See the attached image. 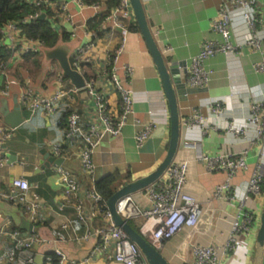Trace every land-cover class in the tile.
<instances>
[{"label": "crops", "instance_id": "0c3cea01", "mask_svg": "<svg viewBox=\"0 0 264 264\" xmlns=\"http://www.w3.org/2000/svg\"><path fill=\"white\" fill-rule=\"evenodd\" d=\"M45 1L48 16L45 18L43 15V18L58 33L66 32L69 35L68 41L57 47L66 48L68 58L77 47H91L88 52L90 62L82 66L83 77L85 80H95L109 109L116 114L119 95L101 71L106 65L105 55L123 44L116 68L123 86L132 93L133 114L127 117L119 136L103 137L93 154L94 172L90 176L81 167L80 141H66L64 138L69 111H78L82 125L94 120L93 101L85 90L60 101L57 113L51 117L39 113L30 116L21 109L25 121L14 129L6 143L9 157H14L15 160L0 169V192L8 189L13 178L22 177L39 196L42 209L32 221L21 206L0 198V231L16 230L23 237L38 235L43 242L33 246L36 258L60 250L68 258L65 264H71L70 261H74V264H120L105 260L98 252L93 253L99 241L96 233L108 227L101 215L88 220L90 236L84 240L85 228L77 221L73 206L65 204L62 211L58 210L59 204L65 203L62 188L53 171L54 165L41 168V151L45 150L50 157H56L53 147L58 145L62 148V154L58 157L63 159L61 166L80 181L81 191L76 198L82 200L85 211L90 212L93 204L85 193L95 187L96 183L115 174L120 180L118 190L151 173L165 158L170 138L168 103L157 68L133 16L127 23L125 35L121 30L108 29L102 36H98L95 19L107 12L105 0L100 1L99 9L78 6L74 0ZM254 1V15L262 20L257 26L262 50L255 51L245 44L249 31L241 13L234 12L231 42L240 47L229 55L219 53L207 60L205 67L212 71L208 85L203 89H195L194 93L183 95L178 103L181 134L174 160L187 163L185 191L197 200L201 217L194 229H183L158 249L169 264H191L192 248L196 245L224 246L230 225L239 212L238 202L245 197L246 185L252 175L259 172L263 177L262 191L258 196L249 195L243 208L244 212L248 211L252 215L251 230L247 234H239L236 247L220 259V264L252 263L260 215L264 208V144L261 140L251 142L254 126L248 120L250 104L253 101L264 102V73L256 72L254 68L264 56V0ZM222 2L223 0H142L148 27L166 64L178 73L181 82L188 89H193L185 84L190 59L199 53L204 41L220 40L212 30V24ZM64 4H67V10L63 13L60 8ZM74 27L72 37L70 35ZM168 48L171 50L168 51ZM48 51L50 50L43 48L41 55L27 57L10 66L7 78L0 81V90L6 79L13 80L14 84L10 87L8 98L4 99L0 95V107L2 100L7 101L9 111L15 107V101L18 105L19 96L27 87V81H30L28 87L43 97L51 96L57 90L68 91L73 88L70 81L64 78L61 68H54L50 62L53 60L47 59ZM125 66L132 70L128 78H125ZM60 76L62 79L58 81ZM210 104H219L221 113L214 115ZM194 110H198L204 117V124L208 127L206 135H203V128L197 124L184 125ZM150 124H155V130L137 148L135 134ZM228 125L243 128L245 132L234 137L228 132ZM186 141L197 143L206 156L245 152L247 167L237 171L230 180L232 191L237 195L234 201L213 197L216 186L227 179V173H208L195 160V151L183 147ZM30 198L28 195L27 199ZM142 222V218L132 220L138 228ZM65 224L68 225L66 230L62 228ZM4 241L0 239V249L6 246ZM261 264H264V246Z\"/></svg>", "mask_w": 264, "mask_h": 264}, {"label": "built area", "instance_id": "2783aa9c", "mask_svg": "<svg viewBox=\"0 0 264 264\" xmlns=\"http://www.w3.org/2000/svg\"><path fill=\"white\" fill-rule=\"evenodd\" d=\"M74 1L81 7L88 6L99 9L100 6V3L96 2ZM26 3L34 8H41L46 5L45 0H26ZM254 5V0H223L218 16L212 24V30L220 37V40L204 41L199 53L190 59V65L186 70V86L193 89L206 87L212 71L205 67V62L219 53L225 55L234 53L240 47L239 44L233 45L231 42V20L234 12L241 13L249 31L245 44L251 46L255 51L262 50V41L257 30V26L261 24L262 20L254 15ZM60 9L64 13L67 10V4H64ZM42 16L41 11L29 13L18 20L10 21L1 26L0 49L4 48L11 54L6 61L0 62V81L7 78L8 69L16 61H22L26 56L41 55L42 49L45 48L44 42L40 39L26 37L22 28L41 19ZM132 16L129 0H119L118 6L113 8L103 19L101 29L104 31L108 29L121 30L125 35L127 23ZM74 33L75 27L72 29L70 36L73 37ZM124 42L125 37L122 38V43ZM90 48L89 46L77 47L70 56L72 58L71 67L82 76L84 75L82 66L90 62L88 57ZM122 50L123 44L119 45L112 53H107L105 55L106 65L101 71V74L107 77L108 82L119 95L118 113L111 112L104 94L98 90L95 80L84 79L85 86L81 90H85L93 101L94 120L82 125L81 115L78 111H69L66 118L64 138L66 141H80L81 167L90 176L94 172L93 154L99 147L103 137L105 135L119 136L125 126L127 117L133 114L132 93L123 86L117 74L116 62ZM167 50L170 51L171 49L168 48ZM254 68L256 72L264 73V56ZM124 74L125 78L130 77L132 74L131 68L125 66ZM61 79L60 76L58 81ZM29 82L27 81V87L19 96L18 106L30 116L39 113L45 117H51L57 113L60 101L81 91L73 87L68 91L57 90L51 96L43 97L35 94L28 87ZM13 84V80L6 79L0 90L2 98L6 99L10 96V87ZM210 109L214 115L221 113L219 104H210ZM249 112L248 120L254 126V135L251 142L261 140L264 144V102L253 101L250 104ZM195 124L203 128L202 133L206 135L208 127L205 126L204 117L200 115L198 110H194L193 114L184 122L186 126ZM155 128V124H150L135 134L134 141L137 148L145 143ZM228 129V132L232 133L234 137H239L245 132L243 128L232 125H228ZM13 131L14 129L7 126L0 115V169L11 164L6 143L11 138ZM183 145L184 148L195 151V160L201 163L208 173L221 171L227 173V179L224 183L216 186L213 197L225 201H234L237 195L232 191L230 180L237 171L247 167L245 152L242 154L206 156L195 142L186 141ZM53 153L56 157H60L62 148L58 145L53 147ZM53 171L59 178L65 202L59 204L58 210L62 211L65 204L73 206L77 221L85 228L84 240L90 236L87 229L89 219L101 215L102 219L108 223L106 229L99 230L96 233L99 241L93 253L98 252L105 260L110 262L147 264L138 246L130 241L121 228L114 225L106 202L95 187L88 189L85 193L86 198L90 199L93 204V209L86 212L83 201L76 198V195L81 191V183L77 177L61 165L55 166ZM187 172L186 162L173 160L158 181L144 190L119 199L116 203V211L125 221L143 219L139 228L140 233L156 249L162 247L164 243L170 241L183 229H194L200 221L199 204L193 196L185 191ZM262 184V175L255 172L246 185L245 197L238 202L239 212L230 225L228 239L224 246H194L192 248L193 261L191 264H220L222 256L236 247V238L239 234L244 235L251 230L252 215L248 211H243L246 198L249 195H260ZM28 195L31 196L30 200L27 199ZM0 198L21 206L32 221L36 219L37 214L42 209L39 196L32 191V186L22 177L13 178L8 189L0 192ZM62 228L66 230L68 225L65 224ZM1 238L5 240L6 246L0 249V264L34 263L36 254L33 251V246L43 242L36 234L23 237L16 230L0 231ZM66 262H68L67 256L62 251L55 250L53 254L44 257L42 264H65ZM70 263L74 264V261H70Z\"/></svg>", "mask_w": 264, "mask_h": 264}, {"label": "water", "instance_id": "95a60500", "mask_svg": "<svg viewBox=\"0 0 264 264\" xmlns=\"http://www.w3.org/2000/svg\"><path fill=\"white\" fill-rule=\"evenodd\" d=\"M130 8L135 19V22L140 30L142 38L148 48L150 55L157 68L159 77L162 82L165 98L168 103L169 109V121H170V138L167 153L162 162L148 175L139 179L133 180L121 188H119L107 201L106 206L112 215V221L116 227L121 228L127 237L135 243L142 255L144 256L147 264H169V262L161 255L147 239H145L141 233H137L129 224L125 221L116 211V203L119 199L134 194L138 191L144 190L149 185L158 181L169 165L173 162L177 153L181 125L179 119L178 103L183 95L196 92L195 89H188L181 82V78L176 74L174 69H170L166 64L164 57L158 48L151 30L148 27L145 11L142 0H129ZM43 18V16L41 17ZM48 60H55L58 62L64 78L68 79L71 85L76 89H83L85 81L82 75L77 70L71 67L68 51L64 47H56L46 53ZM0 115L3 118L4 123L12 129H16L24 121L21 108L15 101V107L9 111L7 107V101H1ZM43 155V163L41 168H49L50 165L60 166L63 163V159L58 157H50L45 150L41 151ZM14 157H10V162H13ZM264 246V208L260 215V223L256 235V243L252 255L251 264H261L262 252ZM44 257H37L32 264H42Z\"/></svg>", "mask_w": 264, "mask_h": 264}, {"label": "trees", "instance_id": "16d2710c", "mask_svg": "<svg viewBox=\"0 0 264 264\" xmlns=\"http://www.w3.org/2000/svg\"><path fill=\"white\" fill-rule=\"evenodd\" d=\"M85 3L96 2L100 3L101 0H83ZM107 6V12L100 14L95 19L96 33L98 36H102L106 31L101 29V24L105 16L119 4V0H105ZM41 11L42 14L48 16L46 6L43 5L41 8H34L26 3V0H0V28L5 23L10 21H15L29 13H35ZM52 17V16H51ZM45 18L38 19L37 21L23 26V34L28 38L40 39L44 42L45 49L51 50L64 44L68 41L69 35L66 32L58 33L52 27L49 21ZM88 26V25H87ZM90 27V24H89ZM1 40V34H0ZM10 52L4 48L0 49V62L6 61L10 57ZM33 57V56H26ZM70 63L72 64V58H70ZM68 116V114H67ZM66 116V118H67ZM120 185V180L118 175H111L104 181L96 183L95 188L98 193L102 196L103 200L106 202L116 191L117 187ZM130 226L137 232L140 233L138 226L134 225L132 221H129Z\"/></svg>", "mask_w": 264, "mask_h": 264}, {"label": "rangeland", "instance_id": "374dc122", "mask_svg": "<svg viewBox=\"0 0 264 264\" xmlns=\"http://www.w3.org/2000/svg\"><path fill=\"white\" fill-rule=\"evenodd\" d=\"M50 62L52 63V65L54 66V68H56V69H59L60 68L56 61L53 60V61H50Z\"/></svg>", "mask_w": 264, "mask_h": 264}]
</instances>
